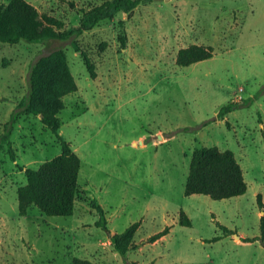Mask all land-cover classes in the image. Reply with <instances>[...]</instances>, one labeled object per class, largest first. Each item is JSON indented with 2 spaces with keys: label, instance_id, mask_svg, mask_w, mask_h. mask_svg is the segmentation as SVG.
<instances>
[{
  "label": "rangeland",
  "instance_id": "1",
  "mask_svg": "<svg viewBox=\"0 0 264 264\" xmlns=\"http://www.w3.org/2000/svg\"><path fill=\"white\" fill-rule=\"evenodd\" d=\"M26 1L66 29L104 0ZM76 42L94 77L70 39L0 42V264H264V0H153L99 21ZM190 44L212 46V57L178 66V49ZM58 47L77 85L57 114L60 139L80 158L74 209L48 216L31 206L19 215L24 169L58 155L60 140L39 114L10 120L28 92L30 65ZM199 146L234 153L243 195H184ZM97 205L105 228L96 224ZM180 210L190 226L178 223ZM134 222V249L123 258L110 236Z\"/></svg>",
  "mask_w": 264,
  "mask_h": 264
},
{
  "label": "trees",
  "instance_id": "2",
  "mask_svg": "<svg viewBox=\"0 0 264 264\" xmlns=\"http://www.w3.org/2000/svg\"><path fill=\"white\" fill-rule=\"evenodd\" d=\"M153 0H104L99 5L87 10H81L79 24L64 29L62 22L45 14H40L36 8L26 0H9L6 4L0 2V42L16 44L20 41L29 43H46L53 40L65 41L78 51L90 77L95 76L94 66L89 56L77 45L76 38L84 31L90 30L99 21L113 19L119 11L131 12L139 4ZM124 22L118 21L120 28L118 41L121 47L126 44ZM213 47L210 45L190 44L179 48L176 53L178 66H189L195 62L211 58ZM77 85L73 79L63 48L58 47L40 55L29 67L28 92L17 104L15 114L11 116L13 122L20 113L40 114L41 121L49 127L60 140V153L44 161L36 169L25 168L26 182L17 189V208L19 215H25L31 206L48 216H70L74 209L75 192L77 188L80 158L72 150L69 143L57 132L59 127L58 112L63 108L62 97L76 91ZM239 101L229 102L220 107L216 117L237 107ZM207 121L203 122L205 125ZM12 123L5 126L7 131L3 137L8 140ZM11 159L14 154L11 144L7 141ZM0 144V148H1ZM247 185L243 178L242 169L234 153L229 150H219L215 146H199L192 151L188 174L184 184L185 196L203 194L211 199L220 200L243 195ZM258 205L262 203L258 197ZM100 216L97 225L105 228L103 209L96 206ZM178 223L190 226L191 222L183 210L179 211ZM264 216H261L260 227L263 229ZM138 226L134 222L122 232L110 236L115 250L123 257L128 250L134 249L131 242L132 235ZM226 233L229 229L222 227ZM166 233V227L154 234L155 239ZM72 264H94L88 260L74 259Z\"/></svg>",
  "mask_w": 264,
  "mask_h": 264
},
{
  "label": "water",
  "instance_id": "3",
  "mask_svg": "<svg viewBox=\"0 0 264 264\" xmlns=\"http://www.w3.org/2000/svg\"><path fill=\"white\" fill-rule=\"evenodd\" d=\"M40 115V114H39ZM40 117H41V115H40Z\"/></svg>",
  "mask_w": 264,
  "mask_h": 264
}]
</instances>
